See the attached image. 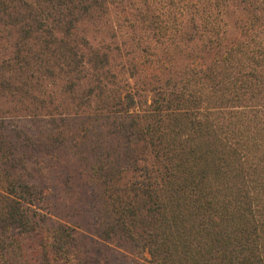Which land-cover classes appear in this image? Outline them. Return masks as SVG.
I'll return each mask as SVG.
<instances>
[{"label":"trees","instance_id":"obj_1","mask_svg":"<svg viewBox=\"0 0 264 264\" xmlns=\"http://www.w3.org/2000/svg\"><path fill=\"white\" fill-rule=\"evenodd\" d=\"M0 264H264V0H0Z\"/></svg>","mask_w":264,"mask_h":264}]
</instances>
